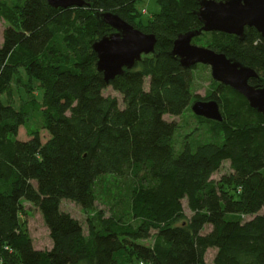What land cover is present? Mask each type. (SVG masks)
Listing matches in <instances>:
<instances>
[{
    "label": "trees",
    "instance_id": "1",
    "mask_svg": "<svg viewBox=\"0 0 264 264\" xmlns=\"http://www.w3.org/2000/svg\"><path fill=\"white\" fill-rule=\"evenodd\" d=\"M53 7L47 0H0L6 25L0 43V264H264V117L225 116L218 81L204 99L219 103L222 120L196 115L191 105L193 70L169 54L178 33L198 29L197 0H155L159 8L137 25V0H83ZM111 11L154 34V52L105 81L92 44L112 27L98 17ZM139 13L141 11L138 10ZM204 45L252 68L251 84L264 85V35L253 27L235 34L207 31ZM204 65V64H202ZM41 89L39 100L18 107L3 102L15 71ZM111 87L121 95H105ZM230 88V87H229ZM205 129L176 147L178 124L165 115L187 109ZM33 113L41 128H19ZM223 161L230 178L211 176ZM112 175L123 183L121 209H95L98 182ZM68 199L85 213L79 220L60 208ZM191 212L187 217L182 200ZM23 201L35 206L51 239L35 248L21 229ZM247 216V217H246ZM246 217V219H244ZM210 226L204 231L205 226ZM146 240H150L149 243Z\"/></svg>",
    "mask_w": 264,
    "mask_h": 264
},
{
    "label": "water",
    "instance_id": "2",
    "mask_svg": "<svg viewBox=\"0 0 264 264\" xmlns=\"http://www.w3.org/2000/svg\"><path fill=\"white\" fill-rule=\"evenodd\" d=\"M53 7L82 6L83 0H47ZM198 29L178 33L169 54L180 65L189 68L197 63L209 66L211 77L242 95L250 108L264 117V85L251 84L255 71L239 60L216 52L209 47L193 43L202 32L221 31L244 37V28L253 27L264 35V0H197ZM98 17L112 27V31L92 44L96 53V66L105 81L131 69L144 54L154 52L156 38L145 33L111 11L98 13ZM194 114L222 120L219 103L215 99L194 101Z\"/></svg>",
    "mask_w": 264,
    "mask_h": 264
},
{
    "label": "rangeland",
    "instance_id": "3",
    "mask_svg": "<svg viewBox=\"0 0 264 264\" xmlns=\"http://www.w3.org/2000/svg\"><path fill=\"white\" fill-rule=\"evenodd\" d=\"M9 4H12V0H7ZM138 10L141 13L136 12L134 21L137 25H141L142 21H146L154 11H156L159 6L155 0H137ZM6 25L5 20L0 17V43L2 42V30ZM205 36H202L199 40L194 41L195 44L200 46L204 45ZM193 74V84L192 91L196 95H199V99H204L212 91L216 89L215 80L211 77L210 68L207 65H198L192 72ZM103 93L105 95L116 96L118 100H121V95L112 90L111 87L104 89ZM41 97V89L38 86V83L34 80H28L23 69L19 67L14 76L12 77L10 84L2 94L3 102H10L15 107H18L20 104L35 99L39 100ZM221 103V111L227 116L229 113H236V116L242 119V122L245 119L251 118V108L248 105L246 99L240 95L238 92L234 91L231 88H227L224 94L219 96ZM167 120H173L178 124V128L175 132L174 139L176 147H180V144L184 137L188 136L194 141L200 140L202 134H204L205 129L200 126L196 119L192 115V111L187 109L182 115L179 116H168L165 115ZM41 128L40 117L37 113H33L30 120L27 122L26 127L21 126L19 128L18 136L21 139H26L27 129L32 128ZM40 136L44 140L47 136V133L44 129H40ZM264 173V167L262 168ZM232 175V170L229 166L228 161H223L220 168L212 174V178L215 181L222 180V178H230ZM98 195L95 202V209L102 210L106 214L110 212L117 211L121 209L123 204V183L119 181L112 175H105L102 177L101 181L98 182ZM183 210L187 217L191 215L190 210L187 207L186 199L182 200ZM60 208L63 211L70 213L73 217L77 218L83 226V230L86 233V216L83 210L79 205L68 199H62L60 201ZM260 213H264V206L260 210ZM247 217V216H246ZM244 217V219H246ZM19 220L21 223V229L26 232L32 239V243L35 248L43 249L51 247V239L49 236L48 229L43 222L42 216L39 210L27 201H23L22 211L19 214ZM210 226L206 225L204 231L209 230ZM147 243L150 240H146ZM216 252L215 248H208L204 254L205 264H212L214 254ZM127 264H134L129 262Z\"/></svg>",
    "mask_w": 264,
    "mask_h": 264
},
{
    "label": "flooded vegetation",
    "instance_id": "4",
    "mask_svg": "<svg viewBox=\"0 0 264 264\" xmlns=\"http://www.w3.org/2000/svg\"><path fill=\"white\" fill-rule=\"evenodd\" d=\"M253 85H255V84H253ZM262 86V85H261ZM201 100H209V99H201ZM247 101V100H246Z\"/></svg>",
    "mask_w": 264,
    "mask_h": 264
},
{
    "label": "built area",
    "instance_id": "5",
    "mask_svg": "<svg viewBox=\"0 0 264 264\" xmlns=\"http://www.w3.org/2000/svg\"><path fill=\"white\" fill-rule=\"evenodd\" d=\"M139 264H143V262H139Z\"/></svg>",
    "mask_w": 264,
    "mask_h": 264
}]
</instances>
